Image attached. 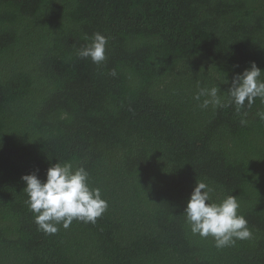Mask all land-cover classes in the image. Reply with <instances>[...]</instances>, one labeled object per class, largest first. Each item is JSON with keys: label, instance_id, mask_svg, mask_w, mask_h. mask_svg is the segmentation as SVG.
<instances>
[{"label": "trees", "instance_id": "16d2710c", "mask_svg": "<svg viewBox=\"0 0 264 264\" xmlns=\"http://www.w3.org/2000/svg\"><path fill=\"white\" fill-rule=\"evenodd\" d=\"M96 32L100 65L78 56ZM253 61L264 70V0H0V264H264V104L242 117L193 98L227 95ZM58 161L108 209L47 235L22 176ZM197 180L215 203L237 196L251 239L191 233Z\"/></svg>", "mask_w": 264, "mask_h": 264}, {"label": "clouds", "instance_id": "9594fccd", "mask_svg": "<svg viewBox=\"0 0 264 264\" xmlns=\"http://www.w3.org/2000/svg\"><path fill=\"white\" fill-rule=\"evenodd\" d=\"M85 39L90 43L78 50V56L90 58L97 65L102 64L106 60L108 37L96 32ZM111 74L116 75L114 70ZM262 77L264 70L253 61L249 68L235 74L227 95L222 96L217 86L200 87L193 98L201 109H207L210 105L214 108L235 105L236 113L246 117L247 111L244 110L250 109L257 98L264 104ZM224 83H228V80ZM257 115L264 120V111ZM246 122V119H241L242 124ZM22 180L26 184L23 191L28 195L26 203L35 216V223L47 235L56 234L61 225L68 229L74 220L94 224L108 209V202L102 198L101 190L90 186L88 171L71 161L52 164L45 181L39 178L37 172L23 175ZM214 191L208 183L197 180L183 213L191 233L205 239L213 238L217 249L235 246L238 240L251 239L248 221L239 214L237 196L229 195L220 203H215Z\"/></svg>", "mask_w": 264, "mask_h": 264}]
</instances>
